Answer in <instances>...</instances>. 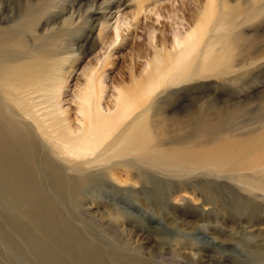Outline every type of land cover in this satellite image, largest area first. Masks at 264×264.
Segmentation results:
<instances>
[{"label": "rangeland", "instance_id": "rangeland-1", "mask_svg": "<svg viewBox=\"0 0 264 264\" xmlns=\"http://www.w3.org/2000/svg\"><path fill=\"white\" fill-rule=\"evenodd\" d=\"M1 39L41 77L24 95L46 127L78 128L94 92L104 114L133 104L128 123L151 124L165 160L191 154L198 131L213 148L264 142V0H0ZM9 118L31 155L24 185L0 180V264H264V174L154 167L135 182L137 169L71 162ZM80 169L98 180L75 194Z\"/></svg>", "mask_w": 264, "mask_h": 264}, {"label": "bare ground", "instance_id": "bare-ground-1", "mask_svg": "<svg viewBox=\"0 0 264 264\" xmlns=\"http://www.w3.org/2000/svg\"><path fill=\"white\" fill-rule=\"evenodd\" d=\"M116 32H118V30ZM175 43L181 45L179 37L176 38ZM13 44L11 42H7V40H2V39L0 40V100L2 99V101H4L6 104L4 105L6 106V110L5 109H4L5 111H2V109L0 110V180L4 183L7 189L15 188V186L17 185L18 187H20L19 185H24V183L28 181L29 179L27 175L28 172L25 167L27 165H30L29 159L31 155V150H30L31 148L27 144L28 142L26 143L24 141V140H28L29 138L23 139V137L22 138L20 137L21 133L18 132L17 127H15V125H13L11 122L13 121L14 123V120L11 121L9 120L11 119L9 118L11 115H15L16 118L19 117V118H27L29 120L30 119L33 120L34 122L33 124L37 126V129L39 130V132H41L43 137H46L48 141L51 142L49 143V145L52 146V148H54L55 150L57 149V152L61 151L63 154L65 153L66 156L72 159L71 162L76 161L74 160V158L80 159L81 161L83 158L84 160L86 158L85 161L81 162V163L84 162L85 163V164L83 163L84 165L97 164V166L98 165L106 166L109 164L112 165L113 167L120 165L126 167H132L133 169H137V172L139 171L137 176L133 178V181L135 182L146 181V178L148 177L146 169L154 168V167L155 168L157 167L158 170L165 171L167 169V171L172 170L174 172H181V173L185 172V174L186 172L194 173L195 171L205 170L206 168H210L209 170H211V173L213 174L215 173V171L222 172V170L228 171L231 174H235L236 172H240L241 170H245V171L252 170L253 176L255 177L257 175L260 176L261 174H264V142L262 141L260 142V140L257 141L255 139H253L254 143H252V145L244 146L243 143L240 145L241 143L240 141L236 142V141H231L228 138H222L220 139L221 143L216 144L213 148V144L206 145L205 143H203L204 142L202 140L203 132L198 131L197 134H193L192 136L189 135L188 137H186L187 139L184 137V141L182 142V144L184 145V147L182 146L183 149L188 150L189 148H191L193 150L192 151L193 153L191 152V154L186 155L185 158L184 157L182 158V156H180L181 154L175 153V155L173 156L175 157V162H173L154 156L155 153L154 151H156L157 148L161 147L160 144H162V140H158L156 144H152L155 142V137L151 138L152 135L151 131L154 127L151 126V124H149L148 122L145 123L146 120H144V122L143 121L138 122V120H133L128 123L127 120H129L133 112V108H132L133 104L126 102L127 101L126 100L124 103H122L121 106H118L119 104L117 105L118 109L113 114H109V113L104 114L102 109H100L101 105L95 101L94 92L92 94H88V92H86L79 99L80 101L79 110L81 115V121L77 122L79 123L78 128L72 129L71 127H67L64 131L63 129L64 127L62 126L58 127L59 124L60 125L62 124L59 122L60 120L59 121L54 120V122L55 123L59 122V124H56V126L58 127V129L61 128V130L59 131L54 130L56 128L54 122H53L54 126L50 124V126L48 125L46 127V125H44L45 122L42 123L39 120L40 117H37L36 115L38 114L39 111L37 113L33 112L34 111L33 108L35 105L33 106L32 102L28 103L29 100L27 101L25 99L26 91L31 89L33 85L37 84V82L36 83L33 82L34 79L32 78L33 76H35V74L32 77L31 74H29L32 71V66H29L27 64L25 65L20 63L18 64L15 61L16 59L14 58V53H15L14 47H17V44L15 46ZM183 47L184 49L181 51L180 55L184 56L185 54H187L185 42L183 43ZM38 77L40 76L38 75ZM38 77L35 76V78L40 80ZM31 83L32 85H30ZM15 101H17L18 106L20 107L22 106L23 108H20L18 110L14 109L13 105L16 104ZM34 101L36 102V99H34ZM36 107L39 108V106L37 105ZM51 107L50 109H52ZM48 112L51 113L50 110ZM52 113L55 114V118H56V113L54 112ZM53 114L51 115L48 114V115L52 117ZM17 122L20 123L21 121H17ZM49 123L50 122H48L47 124ZM26 126L24 127L26 128ZM146 129L148 131H145ZM29 130L31 129L29 128ZM62 130L64 132H62ZM149 144H152L153 146H150ZM237 146L240 149H241L240 146H242L241 152L238 151L239 153L238 152L237 153L238 154L241 153L244 155L239 156L236 153L237 155L234 156L235 160L229 161L228 160L229 158L225 157L226 156L225 154H228L229 152H233ZM152 147L156 149L153 150ZM177 152L180 153L179 151ZM254 153L257 154L253 155ZM60 156L59 159H61ZM64 156L65 155H63V157ZM93 156L94 157L96 156V158L92 159ZM87 158L90 159L87 160ZM248 159L250 163L247 162ZM67 161H69V159ZM55 163L56 162H54V164ZM181 164L188 166L182 167L183 165ZM55 165L57 166V164ZM79 166L80 165H78V167ZM53 167L54 166H52V169ZM111 168H109V170ZM23 170H25V172ZM62 170L63 169L61 167V171ZM86 170L87 169H83V170L80 169L78 171L79 176L76 179H74L73 186L75 188L74 190L75 194L84 191L85 188L88 187V185H91L92 183L93 184L96 183L97 178L94 177V175L91 176L92 174L91 175L87 174L88 172ZM237 177L238 179H240L243 176L237 174ZM35 179L36 178H34V180ZM58 179L57 181H59ZM63 188L65 187L61 188L62 193H64ZM66 192L68 193L67 190L65 191V193ZM74 195L72 194V196Z\"/></svg>", "mask_w": 264, "mask_h": 264}]
</instances>
